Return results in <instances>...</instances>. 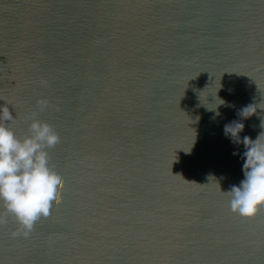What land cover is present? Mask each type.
<instances>
[{"label":"water","instance_id":"95a60500","mask_svg":"<svg viewBox=\"0 0 264 264\" xmlns=\"http://www.w3.org/2000/svg\"><path fill=\"white\" fill-rule=\"evenodd\" d=\"M0 103L18 137L57 130L65 180L33 240L6 215L0 264H264V209L220 191L245 150L224 125L264 131V0H0Z\"/></svg>","mask_w":264,"mask_h":264},{"label":"clouds","instance_id":"9594fccd","mask_svg":"<svg viewBox=\"0 0 264 264\" xmlns=\"http://www.w3.org/2000/svg\"><path fill=\"white\" fill-rule=\"evenodd\" d=\"M41 84L46 86L47 82ZM220 100L219 104L225 103ZM37 104L41 111L51 107L43 99ZM255 111L254 105H248L239 115L247 118ZM216 114L219 115L218 110ZM14 119L8 104L0 103V226L7 222L6 215L11 216L19 228L10 232V237L31 241L44 222L54 220L62 200L65 180L54 170L51 153L63 147V138L52 126L31 117L28 134L18 137L8 126ZM261 127L264 128V121ZM243 129L240 120L224 125V135L234 144L243 143L245 150L243 179L226 191L220 187V191L229 197V208L234 214L252 219L264 209V131L256 139L247 135L241 139ZM233 155L237 153L234 151Z\"/></svg>","mask_w":264,"mask_h":264}]
</instances>
